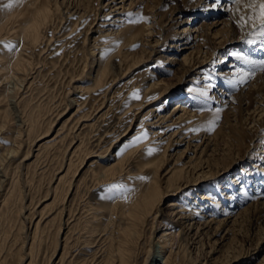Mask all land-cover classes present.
<instances>
[{
	"label": "rangeland",
	"instance_id": "374dc122",
	"mask_svg": "<svg viewBox=\"0 0 264 264\" xmlns=\"http://www.w3.org/2000/svg\"><path fill=\"white\" fill-rule=\"evenodd\" d=\"M120 1L59 0L64 14L58 9L53 12L51 20L43 25L42 37L37 44L25 42L26 45L23 46V42L14 35L0 32V68L9 66L0 71V154L6 153L5 148H17L21 143L17 162L7 172L6 169L0 170V175L5 172L9 178L2 187L0 185V208L11 184L22 187L24 194H27L23 202L27 205L32 197L40 199L34 208L23 210L24 213L18 217L17 213L14 214L17 218H14L11 226L0 227V260L6 259V264H20L19 259L22 257L21 264H99L101 258H107L105 251L110 244V237L116 236L120 227H125L128 221L125 216L128 202L141 194L143 188L146 189L154 180L156 183L159 180L161 192L169 194L161 204L162 220L167 221V206L171 201H177V191L167 186L168 177L165 172L172 167L175 170L181 167L185 173L184 181L193 184L192 200L193 203L197 201L199 211L200 202L204 204L212 200L200 199L199 194H205L208 198L214 194L221 201V198H227L226 193L235 191L238 199L233 200V204L226 200L225 207L232 211L230 213L223 211L222 203L215 205L216 207L212 204L216 213L210 209L208 211L214 213L217 223L203 231L198 245L188 244L186 248L183 244H175L174 250L180 248L181 251L176 264H264V172L259 171L260 166L255 167L260 165L264 136L261 135L256 141L258 147L252 143L247 148V153H244V149L240 150L234 139H228L230 128H239L243 119L255 120L256 125H264V78L259 77V73L264 72L259 70L263 63L257 66L255 75L244 83H238L234 74L231 77L233 79L213 83L202 101L208 103V98L214 101L219 99V104L203 107L206 114L193 124L190 131L185 125L187 119L171 128L165 127L178 115H171L175 102L185 103L197 115L201 113L198 111L204 103L192 106L194 98L190 100L188 97L189 89L211 84L213 75L217 72L230 69L229 72L232 73L246 68L245 60L251 61L252 57L259 62L264 59V52L255 49L257 41L243 43V37L250 32L246 33L251 22L245 27L238 26L240 17L247 16L244 11L240 12L233 7L236 5L233 0ZM12 2L0 0V17L4 16L6 9L10 10L15 6ZM9 3L11 7H7ZM214 20L223 23L212 26L210 30L203 26ZM74 21H77L76 24ZM125 22L135 24L143 31L147 24L151 33L149 36L146 32L140 34V40L128 47L130 56L135 57L131 63L114 66L112 75L118 80L107 93L104 108L95 118L84 122L87 127H81L76 132L80 133L83 146L82 151L73 159L76 165L86 159L83 170L76 177L75 185L73 183L69 199L65 200L64 195L68 185H63L54 199L53 188L58 182L51 179L56 171L60 172L59 168L64 164L63 153L71 138L62 137L77 117L73 116L77 110V104L73 101L82 102L89 95L85 88L91 82L92 75L96 74V71L88 67L94 61L90 50L93 48L92 44L96 41L103 46ZM188 25L201 26L199 42L194 38L191 43L193 47L180 51L177 45L183 41L179 42L175 34ZM6 45L15 47L9 49ZM191 50L196 54V62H201L205 55L209 56L203 65L199 63L196 71L188 70L190 65H185L182 60L183 55ZM200 50L203 51L201 55L198 54ZM125 52L127 48L122 49V53ZM236 53L240 54L239 59L234 56ZM121 57V54L116 55L115 61L119 62ZM17 58L23 59L18 70L20 74L17 75L28 77L24 84L21 80L18 83L15 79L11 80L6 91L1 86L2 76L11 70L15 71ZM140 60L141 64H135ZM204 76L208 78L203 81ZM155 80H161L175 91H182L183 95L163 96L147 108L139 109L138 105L127 108L128 104L138 102L142 97V89ZM161 92L162 90L154 91L145 100H154ZM134 94H138L140 98H133ZM221 99L227 100L226 105H221ZM163 103H166L164 108L156 111L163 107ZM216 109H220L218 114ZM259 110L261 111L258 112ZM134 112L138 113L135 115L138 117L133 120L128 134H125ZM158 113L169 117L168 120L162 124L149 125L148 123L157 119ZM217 115L219 119L216 118ZM191 118L190 123L195 122ZM50 122H55L50 136L43 138L38 145L29 144V131L26 132L25 129L32 128L31 137L42 136ZM162 130L166 134H162L164 137L157 141L165 142L159 145L153 143L156 140L153 139V133ZM174 131L177 134L170 138ZM261 131L264 133L263 127L259 133ZM192 133L196 135L193 140L189 136ZM53 137L57 139L38 153L39 145L48 143ZM137 137L141 139L137 140ZM111 143L113 147L109 149ZM206 145L207 148L202 153ZM27 151H30V155L23 160ZM248 151L251 152L248 154ZM112 154H118L121 161L110 173L103 174L96 162L101 158H109ZM161 159L165 163L158 168L157 162ZM20 161L24 165L21 164L20 172H15V166ZM114 161L111 160V163ZM93 162L95 164L91 165ZM3 163L8 165L6 161ZM228 163L231 165L228 166ZM261 163L264 165V161ZM229 183L234 184L230 190L226 188ZM113 185L122 187L116 189ZM204 185L206 186L203 187ZM217 185H220L221 192ZM242 186L247 194L240 202L239 198L244 190ZM181 194L180 199L185 196V193ZM72 202L73 208L77 210L76 219H70L68 226L65 224L68 214L61 213L63 207L70 203L72 205ZM21 204L22 202H17V205ZM5 209L3 207L0 215ZM27 215L28 219H24ZM41 218L37 239L32 246L31 231H34V225ZM152 218L140 222L134 264H144L150 239L158 241L165 229L162 226L158 229L159 232L151 235ZM32 219L33 225L30 224ZM219 220L223 221L219 223ZM195 231L196 228L192 234ZM65 243L68 254L62 263H58ZM55 248V256L51 258ZM151 259L152 264H164L160 251L154 252Z\"/></svg>",
	"mask_w": 264,
	"mask_h": 264
},
{
	"label": "bare ground",
	"instance_id": "6f19581e",
	"mask_svg": "<svg viewBox=\"0 0 264 264\" xmlns=\"http://www.w3.org/2000/svg\"><path fill=\"white\" fill-rule=\"evenodd\" d=\"M12 1H13L12 3L15 4V6L12 7L10 10L6 9V13L4 14V16L0 17V32L5 31L7 33L14 35L15 37L19 39V41L23 42L21 43V45L23 44V46L26 45L25 42H32L33 44H37L40 42L41 37H42L41 29L43 25L46 24L47 21L51 20L52 14L53 12H55L56 9L61 10L62 12L61 14H64L63 10L60 9L61 5L59 3V0H12ZM112 2H114V0H112ZM120 2L123 3L124 0H121ZM248 2L249 0H241L240 4H236L233 7H235V9L240 12L244 11L245 16L248 17L253 14L252 10L246 7ZM255 7H256V14L258 15L259 14L258 3ZM76 22L77 21H74L75 24ZM219 23L220 21L214 20L213 22L204 24L203 26L207 27V29L210 30L212 26H215L216 24H219ZM248 26L249 27L246 33H248V31L250 32L247 34V36L243 37V43L247 44V43L257 41L258 43L256 44L255 49H257V51L264 52V35L259 34L258 21H257L256 28L252 27V23L248 24ZM200 27H198L197 25L196 26L194 25L193 27L191 25H188L186 27H183L181 32L179 31L178 33L175 34L179 42L183 41V43H180L179 46L177 45V47H180V51L193 47L191 43H193L194 38L196 39V42H199L198 38L200 37V34H201ZM145 28L146 29L143 31L139 26L125 22L124 24H121L120 28L117 31H115V35L109 38V41L106 42L103 46H100V44L102 43H96V41L93 42L92 44L93 48H91L90 50H91V54L93 56L94 61L89 63L88 67L90 68V70L96 71V74L92 75L91 82H89L88 86L85 88L86 90L89 91V95L82 102L78 103L77 101H73L75 104H77V110H76V113H74L76 115H73V116L74 118L76 116L77 117L75 120L73 119L74 120L73 124L66 132V135L62 137V138H65L66 136H70L71 138L69 139L67 146L64 150V153H63L64 160H65L64 164L60 166L59 168L60 172L57 173L56 171L53 174V177L51 179L54 182H58L57 185L53 188V198L54 199L57 198V193L59 192V190L62 188L63 185H68V187L65 189L64 195H65V200L69 199L71 189H73V183L75 185L76 177L83 170V165L86 162V159L84 158L83 160L80 161L78 165H76L75 160L73 159L74 156H76L79 152L82 151V146H83V140L80 137V133L78 134L76 132L81 127L82 129L87 127V123H84V122H87L92 117L95 118L96 115L99 114L100 111L104 108L103 106L106 102V98H108L107 93L109 92V90L111 89L113 85L117 84V80H118L117 77L112 75V72L115 68L114 66L116 64L124 65L127 63H131V61L135 57L134 55L130 56V53L128 52L130 48L128 47H131V45L135 44L137 41L140 40V38L142 37V36H139L140 34H144L146 32V35L149 36L151 31L147 27V24H145ZM194 33H196L195 37H194ZM217 33H220V32L217 31ZM171 46L176 47V45H171ZM123 48H127V52L122 53ZM208 52L207 54H210ZM194 53L195 52L191 50L189 53H185L182 59L185 65L186 64L190 65V68L188 69L190 71H196L199 63L200 65H203L206 62V57L209 58L208 55H205L203 56L204 59L201 62H196V58H195L196 54ZM201 53H203V51L200 50L198 54L201 55ZM120 54L122 57L121 59H119V62H116L115 61L116 55H120ZM211 54H213V51H211ZM236 54L237 55H234V56L239 59L240 54L239 53H236ZM4 58L5 57L3 56L2 60H4ZM16 60L17 61L15 62V71L11 70L10 73L2 76L3 81L1 82L3 83L1 84V86H4L6 91L8 90V87H9L8 83L11 82V80L15 79L17 83L18 81L21 80L22 83L24 84L26 83V80L28 77V76L24 77V75H21V76L17 75V73L20 74L18 70L20 69L19 67L21 66L23 59L20 58L19 60V58H17ZM141 60L136 61L135 64L136 63L139 64L140 62H142ZM241 60H239L240 63H241ZM251 61L254 62L257 66H259L260 63L264 64V59L260 60L259 62L257 58L252 57ZM2 67L3 68H0V71H4L9 66H2ZM229 71L230 69H228L225 72H220V73L217 72L215 75H213V78H212L213 82L209 85L205 84L202 88L196 87V88L189 89L188 97H190V100L194 98V100L191 102V105L195 107L199 104L204 103L202 101L203 95L201 94L202 93L208 94L207 91H209L213 87V83H218L219 81H223V80L228 81L230 79H233L231 78L233 77L232 74L235 75L234 78H238L239 80L240 74L238 71H233L232 73H230ZM207 74L208 72L205 75ZM259 74L261 75L259 77L264 78V72L259 73ZM204 78L206 79L208 77L204 76L202 78L203 81L205 80ZM163 85L164 84L162 83L161 80L159 81L155 80V81L150 82L146 87L142 89L141 91L142 93H140L142 95L141 99L138 102H135L133 104H128L127 108H131L133 105H138L139 109L147 108L148 106L153 104V102H156L157 100H160L161 98H163V96L164 97L166 95L175 96L178 94L183 95L182 91L180 90L175 91V89H173L172 87H169L166 83L164 87ZM197 85H200V83L197 82ZM206 88H209V89L207 90ZM157 90L159 91L162 90V92L159 94V96L156 99L149 100L148 98L147 100H145L147 96L152 95L153 92ZM219 91H222V89H219ZM207 101L208 103L205 102L204 105H201V110L198 111V112H201L199 115H197V113L195 112V110H193V108L189 109V107H187L185 103L181 104L180 102H175L174 109L171 111V115L173 117L177 113L178 115L176 118H172L171 121L173 122H170L165 127L171 128L176 123L183 122L187 119L185 121V125H187L186 128H189L188 131H190L192 129L191 127L193 126V124H195L196 121H198V119L201 116H203V114H206V111L202 109L203 107L207 105L213 106L214 104H217V105L219 104L218 103L219 99H215L214 101L208 98ZM226 103H227L226 99H221V105H226ZM165 105L166 103H163L162 105L163 107L156 109V111H161ZM80 108H83V109H80ZM257 108H259V106ZM109 109L106 110L104 114H106L109 111ZM180 111L181 113H179ZM260 111L261 110H259L258 112ZM137 112L133 113L131 125L128 127L125 134H128L127 132L131 128L133 120L138 117V116H135L136 114H138ZM156 117L157 119L153 123H148V124L149 125H155V124L157 125V123L162 124V123H165L169 118L161 113H158ZM191 117H193L195 122L190 123V120L192 119ZM33 121L35 122L36 120L33 119ZM145 122L146 121H144V123ZM54 125H55V122L49 123V126L44 132L45 134L42 135L44 137L42 136L31 137L30 133L32 132V128L30 129L26 128L25 131L26 132L29 131V133L27 134L28 139L30 140L29 144L32 143L33 146L34 144L38 145V142L43 140V138L49 137L50 136L49 133L53 129ZM21 126H23V124ZM89 126L90 125H88V127ZM262 127L264 128V125H256L255 120L250 121L248 119H243L241 121L239 128L238 127L230 128V134H228V139H231L229 141H233L234 139V142L235 141L237 142V145L240 148V150L244 149L245 150L244 153H247V150H248L247 148H250V146L253 145L252 143H254L255 147H258V143H256V141L258 140V138L261 137V135L264 136L263 131L259 133V130ZM37 132L38 131H36V133ZM251 132L253 133L250 134ZM164 133H165L164 130L153 133V139H156V140H153V143L159 145L161 142H165V140L157 141L159 140V138L164 137L162 136V134ZM125 134L123 136H125ZM176 134L177 132L174 131L172 134H170L171 135L170 138L174 137ZM189 136L193 140L194 138L193 136H196V135L195 134L193 135L192 133ZM56 139L57 137H53L48 143H41L38 147V153L43 148L50 146ZM254 139L255 141L253 142ZM168 143L169 142H167V145ZM112 147H113V143H111V145L109 146V149H111ZM206 148H207V145L201 152L203 153L206 150ZM20 150H21L20 142L17 148H13V147L5 148L4 151H6V153L4 154L2 152L0 154V170L4 171L6 169L5 170L6 172L9 171L11 166H13L15 162H17L16 158L18 157ZM250 152L251 151H248V154ZM260 154H261L260 155L261 156L260 165H256L255 167L260 166L259 171L264 172V165L261 163L262 161H264V149L263 148L260 151ZM29 155H30V151H27L23 160H26L27 156ZM90 156L92 157V155H89V157ZM98 156H101V155L99 154ZM111 160H115V161L111 163ZM5 161L8 164L6 166L3 163ZM119 161L121 160H119L118 154H115V155L112 154L111 157L101 158V160H98L96 163L100 169V172H103V174H106V173H110L114 169V167L118 165ZM22 163L23 161H20L19 163L16 164L15 172L21 171L20 169L22 167L21 166ZM163 163H165L164 159L159 160L157 162L158 168L161 167ZM94 164H95L94 162L91 163V165H94ZM230 165L231 164H229L228 166ZM63 172L64 174H62ZM165 175L168 177L167 186L171 189L174 188L177 191V194L175 196L177 198V201L175 202L171 201L169 205L167 206V208L169 209V213H168L169 216H168V219H166L167 221L162 220L163 209H161V204L165 197L166 198L169 197V194L161 192V190L159 189L160 187L159 180L157 183L154 180L153 182H150L149 186L146 189L143 188L141 194L136 195L135 198L131 199L128 202L127 204L128 211L125 212V216L127 217L128 221L126 225H124L125 227H120L119 232L116 234V236L110 237V240H111L110 244L106 247V251H105L107 252V258L105 256L101 258V260L99 261V264H134L137 258L135 246L137 242L139 241L140 232L138 228H139L140 222H146L149 220L150 217H153L151 235H154L156 232H159L158 229L161 228L162 226H165V229L163 230V233L161 234V236H159L158 241H155V239L153 238L150 239V244L148 246L147 256L144 260V264H152V261L150 260H152L151 259L152 254L156 251L161 252L163 256L164 264H176L177 257H180L181 251H180V248L179 249L176 248L174 250V245L178 244L179 246L183 244V246H186V248L188 247V244H191L192 246L194 244L198 245L200 239H202L201 237H202L203 231L206 228H210L212 224L217 223V217L213 216L214 215L213 212L215 211L216 213L217 211L215 208L216 207L215 205L218 206L220 203H222L221 205L223 206V211L230 213L232 211H230V209L227 206L225 207L226 200L231 201V204H233L232 203L233 200L235 201L236 199H238V197L235 196V191H231V193H226L227 198L226 199L221 198V201H220V198H217V195H214V194L211 195L209 198L205 197L204 196L205 194H199L200 199H204V198H207L206 200L212 199L210 200L211 202L209 203L207 202L203 204V202H200L199 208H201V211H199L197 209L198 205H196L197 201L193 203V200H192L193 196H192L191 188L193 184H191V182L189 183V181H184L185 179L184 169L179 167V170H175V167H172L165 172ZM8 179L9 178L6 175V173L2 172V174L0 175L1 187L3 186L4 183L8 182ZM194 184L196 185V183ZM205 186L206 185H204L203 187ZM217 187H218L217 188L218 190L221 188L220 185H217ZM232 187H234L233 183H229V185L226 186V188H228L229 190ZM243 188H244V190L242 191L243 195L241 194L240 195L241 197L239 198L240 202L245 199L246 194H247L245 187ZM181 193H185V196L181 197L180 199V195H182ZM257 193L259 192L257 191ZM26 195L22 191L21 186L11 184L9 191L7 192L6 195H4V198L1 203L0 211L3 209V207H5L6 209L0 215V227H3V225L11 226L14 218H17L23 212V210H26V209L29 210L30 208H34L40 202V199L35 200V198L32 197V199L30 200V203L27 205L26 203L23 202L24 197ZM16 199H17V202L18 201L22 202L20 206L17 205ZM73 204L74 203L72 202V205L70 203V205L68 206L66 205L65 207H63V212L61 210L62 212L61 214L63 215L68 214V218L65 220V224H68V226L70 224L69 222L70 219H76L77 210L73 208ZM212 204H214L215 207ZM209 209L212 210L213 212L211 211L209 212L208 211ZM80 211L81 209H79V212ZM16 213H17L16 215L17 217L16 216L14 217V214ZM28 216L29 215L24 216V219H28ZM41 221H42V218L39 219L38 222L34 225L35 226L34 231H31L33 234V236L31 237V239H33L32 246L35 240L37 239V235H38V232L41 226L40 225ZM222 221L223 220H219V223H221ZM31 223L33 225V219L31 220L30 224ZM195 228H196V231L192 234ZM28 229H30V227ZM160 231H162V229H160ZM67 249L68 247H66V243H65L64 252L62 256L60 257V260L58 261V263L59 262L62 263L64 261L66 254H68ZM95 250H98V249H95ZM55 251H56V248L54 252L52 253L51 258L55 256ZM72 255L73 253H71L70 256ZM21 258L22 257H20L19 259L20 264L22 262ZM158 261L162 262L160 260H157V262ZM0 264H6V259L0 260Z\"/></svg>",
	"mask_w": 264,
	"mask_h": 264
},
{
	"label": "snow or ice",
	"instance_id": "6c2138e0",
	"mask_svg": "<svg viewBox=\"0 0 264 264\" xmlns=\"http://www.w3.org/2000/svg\"><path fill=\"white\" fill-rule=\"evenodd\" d=\"M240 2H241V0H233L234 4H240ZM257 3H258V7H259V14L258 15L256 14V7H255L257 5ZM11 6H12L11 4L7 5V7H11ZM246 7L251 9L253 14L248 16L247 18L244 16H241L238 26L245 27L249 22H251L252 27L256 28L257 27V21H258L259 34L264 35V0H249ZM6 47L11 49L15 46L14 45H6ZM245 64L247 65L246 68H241V69L237 70L240 74L239 80L237 81L238 83H244L246 80L251 79L255 75V72L257 70V65L254 62L245 60ZM259 70L264 71V64H262L259 67ZM201 95L207 96V93H202ZM133 98L139 99L140 97L138 94H134ZM219 111H220V109H216L217 114L219 113ZM216 118L219 119V116L217 115ZM136 139L139 140L141 138L137 137ZM149 154H151V150H150ZM112 187L118 189L122 186L113 185ZM109 191H111V189H109Z\"/></svg>",
	"mask_w": 264,
	"mask_h": 264
}]
</instances>
